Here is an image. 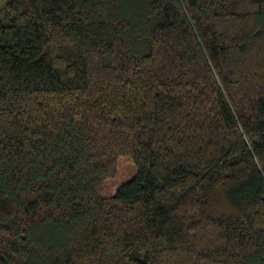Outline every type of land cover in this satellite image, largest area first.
<instances>
[{"label": "trees", "instance_id": "1", "mask_svg": "<svg viewBox=\"0 0 264 264\" xmlns=\"http://www.w3.org/2000/svg\"><path fill=\"white\" fill-rule=\"evenodd\" d=\"M0 264H264V0L5 2Z\"/></svg>", "mask_w": 264, "mask_h": 264}, {"label": "rangeland", "instance_id": "2", "mask_svg": "<svg viewBox=\"0 0 264 264\" xmlns=\"http://www.w3.org/2000/svg\"><path fill=\"white\" fill-rule=\"evenodd\" d=\"M7 1L8 0H0V7ZM136 172L137 169L133 161L128 158L122 159L117 175L106 183L103 194L106 196L113 195L118 187L134 177Z\"/></svg>", "mask_w": 264, "mask_h": 264}]
</instances>
